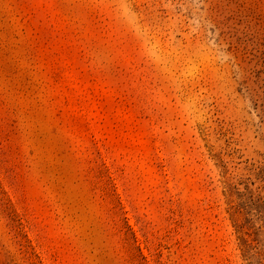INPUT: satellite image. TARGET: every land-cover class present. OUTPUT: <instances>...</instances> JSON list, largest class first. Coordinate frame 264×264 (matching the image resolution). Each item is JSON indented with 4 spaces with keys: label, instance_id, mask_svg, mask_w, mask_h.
Masks as SVG:
<instances>
[{
    "label": "rangeland",
    "instance_id": "rangeland-1",
    "mask_svg": "<svg viewBox=\"0 0 264 264\" xmlns=\"http://www.w3.org/2000/svg\"><path fill=\"white\" fill-rule=\"evenodd\" d=\"M0 264H264V0H0Z\"/></svg>",
    "mask_w": 264,
    "mask_h": 264
}]
</instances>
